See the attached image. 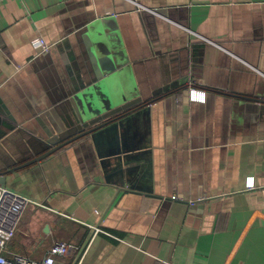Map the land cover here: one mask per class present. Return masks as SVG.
Instances as JSON below:
<instances>
[{
    "label": "crops",
    "instance_id": "1",
    "mask_svg": "<svg viewBox=\"0 0 264 264\" xmlns=\"http://www.w3.org/2000/svg\"><path fill=\"white\" fill-rule=\"evenodd\" d=\"M72 98L135 104L49 154ZM0 175L31 201L7 257L264 264V0H3Z\"/></svg>",
    "mask_w": 264,
    "mask_h": 264
},
{
    "label": "built area",
    "instance_id": "2",
    "mask_svg": "<svg viewBox=\"0 0 264 264\" xmlns=\"http://www.w3.org/2000/svg\"><path fill=\"white\" fill-rule=\"evenodd\" d=\"M35 46L39 48L40 54L48 52L52 47L42 39L36 40ZM189 94L191 101L200 103L205 101V94L201 91L191 88ZM247 186L253 188V180L248 179ZM30 203L31 201L27 198L0 185V264H58L56 256L64 257L73 251V246L56 241L52 244L49 255L42 260L29 259L20 255L6 256L7 245L14 238L21 216ZM92 230L94 235L99 232L95 227H92Z\"/></svg>",
    "mask_w": 264,
    "mask_h": 264
},
{
    "label": "water",
    "instance_id": "3",
    "mask_svg": "<svg viewBox=\"0 0 264 264\" xmlns=\"http://www.w3.org/2000/svg\"><path fill=\"white\" fill-rule=\"evenodd\" d=\"M71 102L73 104L74 118L77 122V125H80V127L76 126L71 130V132H68L69 138L60 141L52 149V151L49 152V154L61 148L62 146L71 143L76 139L90 135L91 133L99 131L100 129L106 127L107 125L118 121L119 119H121L122 117L126 116L128 113L133 111L134 110L133 105L135 104V103L122 104L115 108L114 107L105 108L104 106H102L101 109L99 107H96L94 104L90 102L87 108L84 107L83 104L81 103H80L81 105H79L78 100L76 98H72ZM49 154L47 153L46 155ZM43 157L44 156H40L39 158H37V160L34 161H39ZM34 161L25 164V166L31 164ZM2 176L3 175H0V177ZM4 183L5 180H3V178H0V184H4Z\"/></svg>",
    "mask_w": 264,
    "mask_h": 264
}]
</instances>
